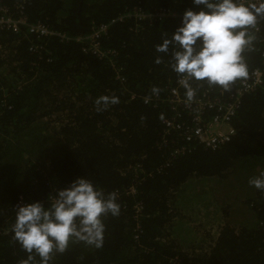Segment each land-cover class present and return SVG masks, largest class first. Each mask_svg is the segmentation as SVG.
I'll list each match as a JSON object with an SVG mask.
<instances>
[{
	"label": "trees",
	"instance_id": "trees-1",
	"mask_svg": "<svg viewBox=\"0 0 264 264\" xmlns=\"http://www.w3.org/2000/svg\"><path fill=\"white\" fill-rule=\"evenodd\" d=\"M4 7L54 33L30 34L26 25L19 34L0 31V264L28 256L13 239L16 206L47 204L80 177L105 196L115 192L120 214L102 218V247L70 242L50 264H264V191L249 184L264 178V86L243 97L232 122L237 134L216 150L166 135L169 106L143 101L154 88L166 97L177 86L171 56L156 45L176 31L192 0H0ZM136 11L167 16L152 21ZM95 25H109L104 58L76 41ZM248 31L250 74L261 66L264 18ZM242 80L228 91L193 82L194 97L226 100ZM100 97L119 102L98 111ZM231 189L252 218L248 226L228 221L220 205Z\"/></svg>",
	"mask_w": 264,
	"mask_h": 264
},
{
	"label": "clouds",
	"instance_id": "clouds-1",
	"mask_svg": "<svg viewBox=\"0 0 264 264\" xmlns=\"http://www.w3.org/2000/svg\"><path fill=\"white\" fill-rule=\"evenodd\" d=\"M192 5L183 13L176 31L156 45L157 53L171 56L170 67L189 101L195 96L193 82L228 91L234 82L249 76L244 52L254 37L248 30L264 18V0H192ZM161 62L158 57L156 63ZM152 91L158 94L160 90ZM118 102L115 97H100L96 104L99 111L101 105ZM249 184L264 191V178L251 179ZM108 214H120L117 194L105 196L84 177L58 189L47 204H18L13 239L28 253L21 264H50L54 253L65 252L74 241L102 247V218Z\"/></svg>",
	"mask_w": 264,
	"mask_h": 264
},
{
	"label": "built area",
	"instance_id": "built-area-1",
	"mask_svg": "<svg viewBox=\"0 0 264 264\" xmlns=\"http://www.w3.org/2000/svg\"><path fill=\"white\" fill-rule=\"evenodd\" d=\"M0 11L2 13L0 31L6 29L11 30L14 34H19L20 27L26 25L29 27L30 34L48 36L54 33L44 25H29L24 18L10 17L8 15L9 10L5 7L0 8ZM134 16L150 18L155 21L157 18L167 16V13L159 12L155 15H144L136 11ZM108 29L109 25H95L89 35L77 37L76 41L82 43L84 52H90L99 58H104L107 56V52L101 48L100 39L107 35ZM257 29L259 31L260 28ZM65 39L69 40L68 37L63 36V40ZM31 49L35 50L36 48L32 46ZM260 65L251 71L246 79L240 81V86L226 100L205 93L202 97H194L189 101L187 97L181 94L180 88L182 87L177 80V86L171 88L166 97L154 93L151 96L143 97V101L146 105L153 107H158L161 103H166L169 106L172 115L163 120L166 135L170 136L176 133L187 145L196 144L205 149L216 150L231 142L237 134L232 122L241 108L243 97L264 86V39ZM119 78L124 80L122 77ZM185 151L186 148L182 147L177 149L175 153L182 154Z\"/></svg>",
	"mask_w": 264,
	"mask_h": 264
},
{
	"label": "rangeland",
	"instance_id": "rangeland-1",
	"mask_svg": "<svg viewBox=\"0 0 264 264\" xmlns=\"http://www.w3.org/2000/svg\"><path fill=\"white\" fill-rule=\"evenodd\" d=\"M56 121L57 118L53 119V121H51V124L54 125ZM229 194H231V197H225V199H222L220 203L222 208L226 209V216L228 221L236 222L238 223V225L248 226L250 224V221L252 220L250 214H248V210H246L245 207L241 209V206L239 205L240 203L236 200L237 193L235 191H232L231 189ZM217 195L223 196V194ZM213 218L217 217L213 216L211 219Z\"/></svg>",
	"mask_w": 264,
	"mask_h": 264
}]
</instances>
